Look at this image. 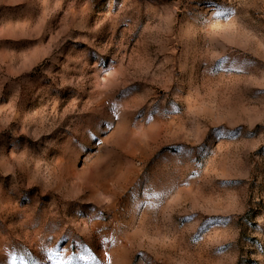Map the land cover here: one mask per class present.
Returning a JSON list of instances; mask_svg holds the SVG:
<instances>
[{
	"label": "rangeland",
	"instance_id": "1",
	"mask_svg": "<svg viewBox=\"0 0 264 264\" xmlns=\"http://www.w3.org/2000/svg\"><path fill=\"white\" fill-rule=\"evenodd\" d=\"M0 264H264V0H0Z\"/></svg>",
	"mask_w": 264,
	"mask_h": 264
}]
</instances>
